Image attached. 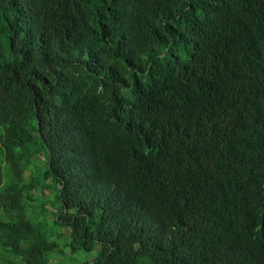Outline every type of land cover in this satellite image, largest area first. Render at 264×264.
Here are the masks:
<instances>
[{
  "label": "trees",
  "instance_id": "16d2710c",
  "mask_svg": "<svg viewBox=\"0 0 264 264\" xmlns=\"http://www.w3.org/2000/svg\"><path fill=\"white\" fill-rule=\"evenodd\" d=\"M49 179L72 264H264V0H0V263Z\"/></svg>",
  "mask_w": 264,
  "mask_h": 264
},
{
  "label": "rangeland",
  "instance_id": "374dc122",
  "mask_svg": "<svg viewBox=\"0 0 264 264\" xmlns=\"http://www.w3.org/2000/svg\"><path fill=\"white\" fill-rule=\"evenodd\" d=\"M36 164V163H35ZM47 164V161L44 156L40 157L39 167L33 168L34 172V178L37 180H44V175L46 171L45 165ZM34 166V163H33ZM30 170L27 172V178L30 175ZM44 185L48 186H40L39 190H35L33 192L34 200L30 201L26 200L28 203L26 205L27 208V217L32 220V222L38 226L41 231L45 234V236L49 240H56L61 245V250H63L62 254H57L53 260L52 264H72L71 258H74L76 260L81 261V259H88L92 260L93 257H95V253H98L97 251L92 252L91 254L82 252L78 256H74L71 254V251L69 248H66V242H67V236L63 233L70 234V231H68L65 228L60 227L59 225H56L53 221L54 213L56 212V197H55V185L52 181V179H49L48 181L44 182ZM30 192H27L26 196ZM45 203V208L47 209V213H41V212H35V208H42L43 204ZM32 214V215H30ZM4 264V263H0Z\"/></svg>",
  "mask_w": 264,
  "mask_h": 264
}]
</instances>
